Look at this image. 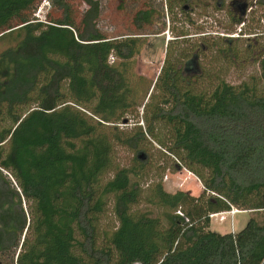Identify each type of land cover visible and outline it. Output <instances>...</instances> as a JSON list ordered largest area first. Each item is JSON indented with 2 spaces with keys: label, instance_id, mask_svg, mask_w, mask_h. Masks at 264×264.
I'll return each mask as SVG.
<instances>
[{
  "label": "trees",
  "instance_id": "trees-1",
  "mask_svg": "<svg viewBox=\"0 0 264 264\" xmlns=\"http://www.w3.org/2000/svg\"><path fill=\"white\" fill-rule=\"evenodd\" d=\"M80 1L83 12L67 0H0V44L9 45L0 52V264H264V41L246 48L260 77L240 86L218 78L205 90L185 84L198 54L183 69L170 42L142 104L131 67L162 13L145 3L132 33L108 34L101 3ZM44 3L53 14L41 21ZM255 7L264 0L239 5L233 24ZM236 39L218 49L226 59ZM140 107L141 125L121 129ZM151 140L197 177L202 195L168 193L161 181L143 188ZM117 148L130 162H118ZM111 205L118 226L101 240ZM232 209L262 216L238 233L214 232L210 215Z\"/></svg>",
  "mask_w": 264,
  "mask_h": 264
},
{
  "label": "rangeland",
  "instance_id": "rangeland-1",
  "mask_svg": "<svg viewBox=\"0 0 264 264\" xmlns=\"http://www.w3.org/2000/svg\"><path fill=\"white\" fill-rule=\"evenodd\" d=\"M67 1L79 12L86 9L80 0ZM98 1L102 6L99 28L108 34L132 33L134 29L130 21L135 9L144 6L145 3L160 11L164 16L161 14L151 27L142 32L146 43L131 67L130 76L133 82L135 80L142 82L137 99L139 103L145 104L146 93L149 89L151 92L153 91L151 86L156 82L167 59L168 44L173 41L177 42V48L172 47L170 57L172 56L173 63L180 65L181 68L184 69L187 58L198 54L195 66L197 73H190L188 77L191 78V81L188 78L185 82L186 85L192 84L199 90H205L217 85L219 79H224L231 85L240 86L243 83H250L253 77H260L259 62H254L251 59L252 51H246V48L248 45H254L255 39L260 38L259 40L264 41V8L247 9L240 24L235 25L231 20L233 14H238L239 5L253 3L256 0H225V8L220 11L214 9V0H195L192 4H181V6L177 1L170 0L173 5L172 11L169 0ZM184 6H187L188 13L182 11ZM50 11L51 6L44 3L36 11L35 17L45 21V17ZM51 12L53 14V10ZM190 20L192 21L190 22ZM228 37L237 38L233 44L237 49L235 58L226 59L218 50L219 48H221L220 50L226 49L227 45H225L224 39ZM8 46L7 43L0 44V52ZM204 47L205 50L201 52L200 49ZM183 52L186 58H182ZM185 76L187 77V75ZM195 76L197 78L192 80ZM259 88L260 92L264 93V81L260 82ZM143 113L144 108L140 107L135 114L136 117L127 118L128 123L119 124L120 128L131 129L137 125L138 121L141 125ZM147 154L150 166L147 171L148 176L141 181L144 189L154 182L161 181L164 190L168 193L184 192L197 197L202 195L204 189L197 177L185 166L176 170L174 164H178V160L156 142L152 141ZM133 156L134 154L128 150L117 148L118 162L122 164L130 162ZM142 208L146 209V206H142ZM261 216L262 213L232 209L224 214V220H220L221 217L211 219V227L214 232L222 235L235 234L244 229L252 217L260 219ZM117 226L118 221L111 205L99 222L98 229L101 240L104 232L112 231Z\"/></svg>",
  "mask_w": 264,
  "mask_h": 264
},
{
  "label": "built area",
  "instance_id": "built-area-1",
  "mask_svg": "<svg viewBox=\"0 0 264 264\" xmlns=\"http://www.w3.org/2000/svg\"><path fill=\"white\" fill-rule=\"evenodd\" d=\"M228 38H235V37H228ZM224 214H226V213L212 214V215H210V218H211V219H215V218H220V217H221L220 220H224V217H223Z\"/></svg>",
  "mask_w": 264,
  "mask_h": 264
},
{
  "label": "water",
  "instance_id": "water-1",
  "mask_svg": "<svg viewBox=\"0 0 264 264\" xmlns=\"http://www.w3.org/2000/svg\"><path fill=\"white\" fill-rule=\"evenodd\" d=\"M124 123H127V120H125Z\"/></svg>",
  "mask_w": 264,
  "mask_h": 264
},
{
  "label": "crops",
  "instance_id": "crops-1",
  "mask_svg": "<svg viewBox=\"0 0 264 264\" xmlns=\"http://www.w3.org/2000/svg\"><path fill=\"white\" fill-rule=\"evenodd\" d=\"M228 213V212H227Z\"/></svg>",
  "mask_w": 264,
  "mask_h": 264
}]
</instances>
